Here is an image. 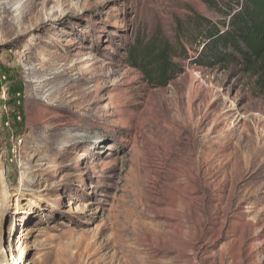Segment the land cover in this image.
I'll return each instance as SVG.
<instances>
[{"label": "rangeland", "instance_id": "rangeland-1", "mask_svg": "<svg viewBox=\"0 0 264 264\" xmlns=\"http://www.w3.org/2000/svg\"><path fill=\"white\" fill-rule=\"evenodd\" d=\"M194 12L224 20L204 0H0V240L5 220L13 262L264 264L255 78L196 64L188 26L191 57L166 86L127 60L138 37L176 43Z\"/></svg>", "mask_w": 264, "mask_h": 264}, {"label": "trees", "instance_id": "trees-1", "mask_svg": "<svg viewBox=\"0 0 264 264\" xmlns=\"http://www.w3.org/2000/svg\"><path fill=\"white\" fill-rule=\"evenodd\" d=\"M204 1L223 14L222 22L194 12L185 25L179 20L176 43L160 33L148 41L138 37L126 50L128 62L144 73L150 85L166 86L182 72L176 58L191 57L182 40L188 26L196 32L198 49L202 48L196 64L239 65L245 74L255 78L264 98V0H233L224 6L216 0Z\"/></svg>", "mask_w": 264, "mask_h": 264}, {"label": "water", "instance_id": "water-1", "mask_svg": "<svg viewBox=\"0 0 264 264\" xmlns=\"http://www.w3.org/2000/svg\"><path fill=\"white\" fill-rule=\"evenodd\" d=\"M6 167L0 153V186L3 195L2 212L5 213L9 201L8 181L6 177ZM0 254L3 256L1 264H7V249H6V236H5V220L1 227V240H0Z\"/></svg>", "mask_w": 264, "mask_h": 264}, {"label": "bare ground", "instance_id": "bare-ground-1", "mask_svg": "<svg viewBox=\"0 0 264 264\" xmlns=\"http://www.w3.org/2000/svg\"><path fill=\"white\" fill-rule=\"evenodd\" d=\"M7 255H8L7 256V264H21L22 263V261L19 260V259H18V261L16 260V262L15 261L14 262L12 261L13 259L11 257V253H9V249H7ZM2 260H3V256L0 255V264H1Z\"/></svg>", "mask_w": 264, "mask_h": 264}]
</instances>
